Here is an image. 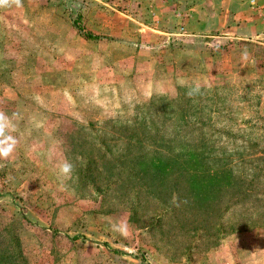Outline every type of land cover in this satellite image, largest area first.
<instances>
[{
  "label": "rangeland",
  "instance_id": "rangeland-1",
  "mask_svg": "<svg viewBox=\"0 0 264 264\" xmlns=\"http://www.w3.org/2000/svg\"><path fill=\"white\" fill-rule=\"evenodd\" d=\"M0 111L3 263L264 264V0L0 6Z\"/></svg>",
  "mask_w": 264,
  "mask_h": 264
},
{
  "label": "clouds",
  "instance_id": "clouds-1",
  "mask_svg": "<svg viewBox=\"0 0 264 264\" xmlns=\"http://www.w3.org/2000/svg\"><path fill=\"white\" fill-rule=\"evenodd\" d=\"M21 0H0V6L16 4L20 5ZM245 58L247 57V51L245 50L242 54ZM188 90L186 95L194 96L199 94L200 85L197 83L195 85L187 86ZM17 114H13L11 117L6 113L0 111V159H8L14 151L16 150V146L18 144V140L15 136L9 134L11 131L15 130V125L13 120L16 118ZM78 160H82L83 158L78 157ZM58 172L64 180H72L74 179V172L76 165L65 158L58 162L57 164ZM129 225L126 221L120 222L118 225H114V230L120 232L122 235H127L129 232Z\"/></svg>",
  "mask_w": 264,
  "mask_h": 264
},
{
  "label": "trees",
  "instance_id": "trees-1",
  "mask_svg": "<svg viewBox=\"0 0 264 264\" xmlns=\"http://www.w3.org/2000/svg\"><path fill=\"white\" fill-rule=\"evenodd\" d=\"M86 36H87L88 38H90V39H96V38H99V36L94 35V34H92V33H90V32L86 33ZM206 143H207V142L204 141L203 139H202V140H199V141H196L195 144H192V142H190L191 145L201 146V147L204 148V150L206 149V151H211L212 149L208 148V147L205 145ZM211 154H212V153H211ZM206 158H209V156H207ZM226 163H227V162L224 160V164H226ZM219 166H221L220 163H219ZM4 262H5V261H4ZM0 264H21V263H20L18 260H15V259H13V260H8V261H6L5 263H3V261H1V259H0Z\"/></svg>",
  "mask_w": 264,
  "mask_h": 264
}]
</instances>
